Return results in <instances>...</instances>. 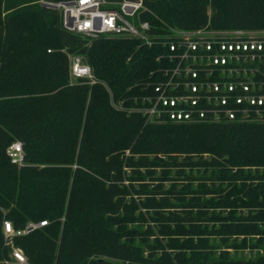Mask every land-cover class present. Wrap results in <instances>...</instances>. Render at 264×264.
Wrapping results in <instances>:
<instances>
[{"label": "trees", "instance_id": "1", "mask_svg": "<svg viewBox=\"0 0 264 264\" xmlns=\"http://www.w3.org/2000/svg\"><path fill=\"white\" fill-rule=\"evenodd\" d=\"M69 1L0 0V264H21L14 247L23 264H264V113L148 120L138 108L179 60L67 31L50 5ZM142 1L155 44L175 30H264V0ZM68 53L96 83L72 81ZM240 65L264 80V56ZM16 141L22 167L7 154ZM44 220L8 243L5 221Z\"/></svg>", "mask_w": 264, "mask_h": 264}, {"label": "built area", "instance_id": "2", "mask_svg": "<svg viewBox=\"0 0 264 264\" xmlns=\"http://www.w3.org/2000/svg\"><path fill=\"white\" fill-rule=\"evenodd\" d=\"M50 6L64 9L63 26L69 32L90 38L123 36L140 40L149 48L169 47L167 56L173 60L177 58L179 63L172 72L164 73L165 78L155 85L154 94L146 97L144 106L138 108L148 120L196 123L255 120L263 116L264 80L241 78L242 73L247 75L249 67L240 63L264 56V42L205 37V31H193L186 32L181 43L155 44L149 34L150 23L141 20V13L146 11L142 0L118 3L71 0ZM182 45L186 48L183 52L179 50ZM69 57L72 80L97 82L93 68L83 56ZM7 154L19 167L25 164L22 142H14ZM47 223L45 220L31 222L24 229H15L11 221H5L4 233L8 243L13 245L14 237ZM12 255L21 264L26 262L21 249L14 247Z\"/></svg>", "mask_w": 264, "mask_h": 264}, {"label": "rangeland", "instance_id": "3", "mask_svg": "<svg viewBox=\"0 0 264 264\" xmlns=\"http://www.w3.org/2000/svg\"><path fill=\"white\" fill-rule=\"evenodd\" d=\"M62 10L64 11V9H62ZM174 34L178 38L176 39V41H170V43H175V44L177 43L178 44V43H181V39H183V37L185 35H187L188 33H186V31L175 30ZM204 36L205 37H222V38H230V39L244 40V41L264 42V30L254 31V32H247V31H205V35ZM68 54L71 57L75 56V55H78V54H73V53H68ZM81 56H83V55H81ZM72 81L75 82V80H72ZM151 224L154 225V222H152ZM250 252H251L250 249L245 250L244 255L246 257H249L250 256ZM16 262H18V260H16ZM18 263H20V262H18Z\"/></svg>", "mask_w": 264, "mask_h": 264}]
</instances>
